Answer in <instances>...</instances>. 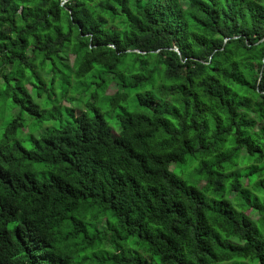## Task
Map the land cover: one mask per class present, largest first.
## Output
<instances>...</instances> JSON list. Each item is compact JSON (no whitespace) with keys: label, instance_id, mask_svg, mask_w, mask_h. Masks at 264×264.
Instances as JSON below:
<instances>
[{"label":"trees","instance_id":"obj_1","mask_svg":"<svg viewBox=\"0 0 264 264\" xmlns=\"http://www.w3.org/2000/svg\"><path fill=\"white\" fill-rule=\"evenodd\" d=\"M0 123V264H264V0H0Z\"/></svg>","mask_w":264,"mask_h":264},{"label":"rangeland","instance_id":"obj_2","mask_svg":"<svg viewBox=\"0 0 264 264\" xmlns=\"http://www.w3.org/2000/svg\"><path fill=\"white\" fill-rule=\"evenodd\" d=\"M113 89H114V87L113 86H110L108 88L107 94H111L113 92ZM62 102L65 105H68V101L66 99H64ZM61 107H65V106L64 105H61ZM103 111L106 112V115L109 113V112L106 111V109H104ZM13 112H10L9 115L11 116L13 114ZM9 115L6 112L5 117H4V119H5L6 122H8L10 120L9 119ZM46 115H48V114H46ZM111 120L112 119H109V121L112 122V126H114V123H113L114 121H111ZM33 123L36 124L37 123V120L28 121V124L29 125H31ZM1 128H3V123H0V130H1ZM30 129H32V128L30 127ZM40 134H41V131L39 130V131L35 132L34 137L37 138V137H39ZM188 165H189V163L186 166L177 165L175 167V165H174L175 173L177 175L182 176L183 178L189 180L191 183H194L195 184L197 182V179L195 177L194 171L197 168L198 164L195 165V163H193V164L189 165V167H188ZM200 185H203V182H201Z\"/></svg>","mask_w":264,"mask_h":264}]
</instances>
